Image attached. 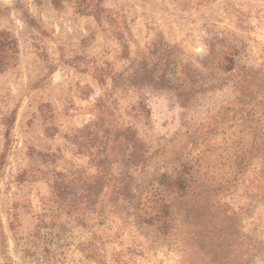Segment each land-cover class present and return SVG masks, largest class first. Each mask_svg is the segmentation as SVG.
Instances as JSON below:
<instances>
[{
  "label": "rangeland",
  "instance_id": "obj_1",
  "mask_svg": "<svg viewBox=\"0 0 264 264\" xmlns=\"http://www.w3.org/2000/svg\"><path fill=\"white\" fill-rule=\"evenodd\" d=\"M0 57V264H264V0H0ZM191 167L169 235L112 206Z\"/></svg>",
  "mask_w": 264,
  "mask_h": 264
},
{
  "label": "trees",
  "instance_id": "obj_2",
  "mask_svg": "<svg viewBox=\"0 0 264 264\" xmlns=\"http://www.w3.org/2000/svg\"><path fill=\"white\" fill-rule=\"evenodd\" d=\"M227 61L231 62V66H225L224 69L233 72L235 70L234 60ZM2 64L3 60L0 57V68L3 67ZM236 74L238 79L230 84L229 88L231 92L238 91L240 95H251L254 92L252 85H254L253 81L256 80L255 74L246 68L240 69ZM251 111H257L255 106ZM130 116L132 121H129L127 125L128 133L124 136V143L129 152L126 160L128 161L125 169L126 174L129 173L130 168L135 170L138 167V161H141V165L139 166L145 167L146 161L151 157L149 156L151 155L150 150L155 151L163 147L161 146L162 142L160 140H155L154 143H150L145 149L142 147H145L146 142L148 144V140H151L147 136L151 133L152 128V112L142 98L137 102V106L131 108ZM139 135L141 141L138 140ZM114 137V140L119 138L118 136ZM143 141H146L145 144ZM192 165H194L193 162ZM197 172L195 167H191V177H187L186 172L183 170L178 171L174 175L166 177L165 182L160 183L162 184V188L159 191L153 190L151 194L145 195L144 197L141 194H136V192H128L127 189H130L129 180L120 177L113 184L116 191L113 194L112 206L117 207L119 203H121V206L124 204L127 205L128 208L134 209V219L136 222L146 226L150 233L156 236L169 235L172 226L173 200L178 196H184L193 191L197 184V179L193 176Z\"/></svg>",
  "mask_w": 264,
  "mask_h": 264
}]
</instances>
